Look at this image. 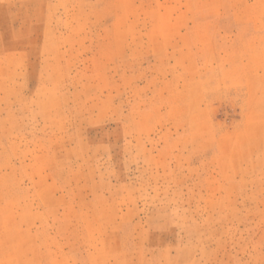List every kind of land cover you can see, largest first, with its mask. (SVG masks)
Masks as SVG:
<instances>
[{
    "label": "rangeland",
    "instance_id": "rangeland-1",
    "mask_svg": "<svg viewBox=\"0 0 264 264\" xmlns=\"http://www.w3.org/2000/svg\"><path fill=\"white\" fill-rule=\"evenodd\" d=\"M0 264H264V0H0Z\"/></svg>",
    "mask_w": 264,
    "mask_h": 264
}]
</instances>
